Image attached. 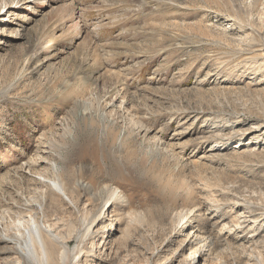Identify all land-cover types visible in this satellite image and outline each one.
Returning a JSON list of instances; mask_svg holds the SVG:
<instances>
[{
  "label": "rangeland",
  "instance_id": "rangeland-1",
  "mask_svg": "<svg viewBox=\"0 0 264 264\" xmlns=\"http://www.w3.org/2000/svg\"><path fill=\"white\" fill-rule=\"evenodd\" d=\"M46 222L58 264H264V0H0V264Z\"/></svg>",
  "mask_w": 264,
  "mask_h": 264
},
{
  "label": "bare ground",
  "instance_id": "bare-ground-1",
  "mask_svg": "<svg viewBox=\"0 0 264 264\" xmlns=\"http://www.w3.org/2000/svg\"><path fill=\"white\" fill-rule=\"evenodd\" d=\"M41 148V147H40ZM37 159V158H36ZM40 161V160H39ZM36 162V161H35ZM30 163V162H29ZM56 165V164H55ZM54 165V166H55ZM33 166V165H32ZM37 166V165H36ZM51 166H52V164H51ZM53 166V169H52V172H53V170H54V172L53 173H56L57 172V174L59 173L58 172V170H57V167H54ZM30 167V166H29ZM50 169V170H51ZM25 172L27 173V172H32L31 170H29V169H25ZM34 172V171H33ZM50 172V171H49ZM38 173V172H37ZM48 173V172H47ZM29 174V173H28ZM43 174V173H42ZM41 174V175H42ZM47 175V174H46ZM39 176H40V173H39ZM43 176H45V175H43ZM49 176H53V174L51 175V173H50V175ZM48 176V177H49ZM54 176H55V174H54ZM47 176H45L43 179H41V180H37V182H41L42 184H45L47 187H49L48 189H50L49 191H51V194L53 195V198L52 199H59V198H62V196L64 197V195H62V194H66L67 195V192L69 191L68 190V188H67V185H66V183L64 184V183H61L58 179H56V178H48ZM61 177H59V179H60ZM44 186V185H43ZM68 195H69V193H68ZM56 197V198H55ZM64 199V198H63ZM62 199V200H63ZM66 199V198H65ZM64 199V200H65ZM61 200V201H62ZM68 201V200H67ZM65 203V202H64ZM69 203V202H68ZM26 204V203H25ZM40 208L39 209H42L41 208V206H39ZM6 210V209H5ZM9 212V211H8ZM4 214V213H3ZM28 216V215H27ZM30 216H31V214H30ZM29 216V217H30ZM33 217V216H32ZM32 217H31V219H32ZM35 217V216H34ZM37 218V217H36ZM30 219V218H29ZM26 220V219H25ZM32 220H35V218L34 219H32ZM48 220V219H47ZM46 220V221H47ZM31 221V220H30ZM28 223H30L29 221H28ZM34 224H36V222H33ZM50 223L51 222H49V225L47 224V222H46V224L48 225V226H46V225H41L40 227H39V225H36V228H35V232H36V236H34V241H36V242H38L37 243V246H38V244H39V246H40V250H41V253H42V258H44L43 259V261L41 262H35V261H33L32 263L33 264H58L57 263V254L59 255V250L57 249V247H56V245L54 244V243H52V241H51V239L49 240L47 237L46 238H44L45 236H43L44 235V233H49V231H50V229H51V226H55V225H53V224H55V223H51L52 225H50ZM27 225V224H26ZM55 228V227H54ZM91 228V227H90ZM52 229H53V227H52ZM52 231V230H51ZM45 234V235H46ZM17 238H19V237H17ZM210 237H206V238H204V237H201V236H196L195 237V239L192 241V243L193 244H195L196 245V247H194L193 249H192V251H191V254H190V256L189 257H187L186 259H185V263L186 264H197L198 263V260H197V256L199 257V259H201V257H203L204 256V250H205V248H207V247H210V248H212L213 247V244H214V241H213V239L212 240H210L209 239ZM1 241V240H0ZM17 241V240H16ZM15 242V241H14ZM17 242H19V240L17 241ZM54 242H55V240H54ZM56 243V242H55ZM20 246V245H19ZM38 246V247H39ZM16 248H17V245H16ZM23 249H25V251H26V254L25 255H33L32 253H34V252H32V250L29 248V247H22V249L19 247V251H21L22 253H24L23 252ZM61 252V251H60ZM21 255V254H20ZM25 255H22V256H25ZM63 256V255H62ZM64 257V256H63ZM39 258V257H38ZM40 259V258H39ZM39 261V260H38ZM31 263V264H32ZM204 264H206V261L204 262Z\"/></svg>",
  "mask_w": 264,
  "mask_h": 264
}]
</instances>
